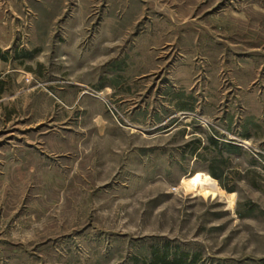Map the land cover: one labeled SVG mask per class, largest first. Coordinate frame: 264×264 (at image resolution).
Returning a JSON list of instances; mask_svg holds the SVG:
<instances>
[{
	"label": "rangeland",
	"instance_id": "374dc122",
	"mask_svg": "<svg viewBox=\"0 0 264 264\" xmlns=\"http://www.w3.org/2000/svg\"><path fill=\"white\" fill-rule=\"evenodd\" d=\"M15 16L0 142L34 170L9 204L27 219L0 230L23 250L0 264H264V0H18Z\"/></svg>",
	"mask_w": 264,
	"mask_h": 264
},
{
	"label": "crops",
	"instance_id": "0c3cea01",
	"mask_svg": "<svg viewBox=\"0 0 264 264\" xmlns=\"http://www.w3.org/2000/svg\"><path fill=\"white\" fill-rule=\"evenodd\" d=\"M17 2L18 0H0V41L2 37H5V34L17 31V23L15 22ZM110 43L112 41H104V46L109 47ZM9 47L10 45H3L0 42V50ZM27 147L26 145L19 147L0 142V202H3L2 208L4 209L0 220V230L2 231L10 232L19 220L24 221L27 219L23 216L14 220L9 218L12 192L16 191L18 184H21L23 191L24 186L26 187L27 184V176L32 177L33 175L34 155L32 151L28 152ZM12 188L14 189L12 190ZM19 250L23 249L16 247L15 244L12 245L10 239L0 238V257H17Z\"/></svg>",
	"mask_w": 264,
	"mask_h": 264
},
{
	"label": "bare ground",
	"instance_id": "6f19581e",
	"mask_svg": "<svg viewBox=\"0 0 264 264\" xmlns=\"http://www.w3.org/2000/svg\"><path fill=\"white\" fill-rule=\"evenodd\" d=\"M189 182L192 187H196L197 191L205 196L216 197L221 194L220 188L215 184L216 181L207 175L198 174Z\"/></svg>",
	"mask_w": 264,
	"mask_h": 264
},
{
	"label": "trees",
	"instance_id": "16d2710c",
	"mask_svg": "<svg viewBox=\"0 0 264 264\" xmlns=\"http://www.w3.org/2000/svg\"><path fill=\"white\" fill-rule=\"evenodd\" d=\"M213 175H215V177H217V178H220L217 174H213Z\"/></svg>",
	"mask_w": 264,
	"mask_h": 264
}]
</instances>
